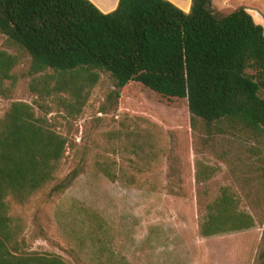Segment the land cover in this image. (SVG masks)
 I'll return each instance as SVG.
<instances>
[{"label": "trees", "instance_id": "16d2710c", "mask_svg": "<svg viewBox=\"0 0 264 264\" xmlns=\"http://www.w3.org/2000/svg\"><path fill=\"white\" fill-rule=\"evenodd\" d=\"M0 34L31 58L30 76L46 74L48 95H71L65 101L71 113L81 114L85 91L107 73L117 98L131 88L189 110L211 134L238 132L264 147V28L245 8L222 16L211 0H193L187 14L168 0H120L103 13L90 0H0ZM19 59L0 51V97L6 100L17 85ZM68 147L69 139L28 103H12L0 117V264H68L59 256L23 252L12 209L46 190L56 195L71 186L79 169L59 179ZM260 172L264 186V168ZM255 224L224 188L207 206L200 233L207 238Z\"/></svg>", "mask_w": 264, "mask_h": 264}, {"label": "rangeland", "instance_id": "374dc122", "mask_svg": "<svg viewBox=\"0 0 264 264\" xmlns=\"http://www.w3.org/2000/svg\"><path fill=\"white\" fill-rule=\"evenodd\" d=\"M91 1L106 13L119 2ZM168 1L192 11L193 0ZM238 8L231 4L222 14ZM0 51L20 58L12 98L0 97V117L14 102L32 105L69 139L59 179L75 169L80 173L63 193L46 190L26 205L13 204L23 252L59 256L68 264H259L264 147L257 141L238 132L211 134L189 110L167 107L131 88L117 98L107 73L85 91L81 114L71 113L65 107L71 95H48L46 74L30 76L31 58L2 34ZM224 188L256 224L203 237L207 206Z\"/></svg>", "mask_w": 264, "mask_h": 264}, {"label": "crops", "instance_id": "0c3cea01", "mask_svg": "<svg viewBox=\"0 0 264 264\" xmlns=\"http://www.w3.org/2000/svg\"><path fill=\"white\" fill-rule=\"evenodd\" d=\"M260 1H264V0H240V1H238V0H213V2H212L213 4L212 5L214 7V10L220 12V15H222V16H224L222 14V12L225 11L231 4L239 5L240 8H245L246 11L252 16V18L254 19V21L258 25H260V26H262L264 28V8H262V4L260 3ZM118 4H119V2H118ZM117 7H118V5H117ZM117 7H115V9ZM114 10H112V11H114ZM102 12L103 13H106L105 11H102Z\"/></svg>", "mask_w": 264, "mask_h": 264}]
</instances>
